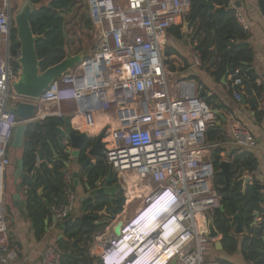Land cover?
Returning <instances> with one entry per match:
<instances>
[{"label":"built area","instance_id":"built-area-1","mask_svg":"<svg viewBox=\"0 0 264 264\" xmlns=\"http://www.w3.org/2000/svg\"><path fill=\"white\" fill-rule=\"evenodd\" d=\"M87 3L95 48L75 69L56 79L40 99L31 100L12 92L11 81L21 71L15 60L22 53L20 48L13 49L14 0H0V264H24L11 243L5 208V175L11 165L8 148L20 123L12 108L21 101L53 105L58 107L56 115L63 116L61 103L65 100L75 101L77 113H112L116 122V127L106 130L104 135L102 159L118 180L123 179L126 192L134 198L143 196L141 210L123 222L122 231L140 232L142 225L134 222L136 217L169 189L178 198L170 214L180 219L179 230L167 242L176 247L171 264H217L211 258L214 247L209 231L202 229L199 219L200 214L222 207V196L214 185V159L206 146L214 112L199 97L196 81L178 78L170 68L161 39L178 19L190 12L192 2ZM235 18L248 30L249 23L241 10H235ZM194 59L197 65L202 64L198 51ZM228 77L229 90L241 101L245 73L236 68ZM261 107L263 110L264 104ZM231 136L240 150L258 147L252 131L239 121L232 125ZM73 184L72 174L65 172L62 199L52 208L54 226L76 214L78 195ZM110 240V235H101L98 244L91 246L104 252ZM151 241L162 240L158 237ZM150 252L155 258V251ZM41 263L62 264V251L48 245L41 254Z\"/></svg>","mask_w":264,"mask_h":264},{"label":"trees","instance_id":"trees-1","mask_svg":"<svg viewBox=\"0 0 264 264\" xmlns=\"http://www.w3.org/2000/svg\"><path fill=\"white\" fill-rule=\"evenodd\" d=\"M33 3L43 5L36 9L30 18V23L34 34L39 38L36 41V51L38 58L42 61V70L60 62L66 56L65 45L69 42V31L67 25L69 20L67 14L73 9L76 0H32ZM190 12L186 15L187 21L192 28V40L196 42V50L202 58V66L216 80L220 81L233 72L234 69L240 68L246 75V81H249L251 87L257 94H261V87L256 83L257 74L253 69L254 50L249 42V32L237 22L235 18V9L230 7V0H191ZM201 2H213L216 5L223 6L226 10L218 14L216 12L204 11L205 7L200 5ZM258 5L264 15V0H258ZM87 24L91 25L88 17ZM66 30V36L64 35ZM180 33V26L177 31ZM14 44L13 49H19L20 43L17 40L16 29L13 28ZM81 50V49H80ZM170 51L166 50L169 54ZM248 100H252L248 97ZM257 103V99L254 98ZM263 112L257 111L256 117H262ZM62 117L49 116L44 120L43 133L32 126L26 135L23 156L24 163L30 165L37 161L39 150L42 152L49 148L52 143L58 147L57 127L63 125ZM224 138L219 127H209L207 139L221 141ZM40 149V150H41ZM223 148L220 146L214 150L213 158L218 164L221 159ZM59 158L52 157V167L47 163H42L36 167L38 181L36 187H43L45 194L43 198L50 204L56 198H61V188L64 179V161L68 155L64 151L59 152ZM232 168L236 170L233 176L230 188L219 191L222 196V207L213 213L214 224L222 235V243L225 249L230 252L237 251L239 246L241 252L250 261L256 264H264V185L257 179H253L244 187L243 180L240 177L245 173H253L258 167V159L252 151L235 149L231 152ZM109 166L102 159L97 166L87 167L90 174L89 183L95 184L99 175H104ZM216 185H224L225 181L222 176H216ZM121 210V205L115 209V212ZM30 219L32 221L37 238L45 234V218L49 215L47 206L41 202H32L28 205ZM258 213V215H256ZM239 214L246 234L243 236L241 244L231 234L235 227L236 221L233 217ZM85 226V225H84ZM86 234V239H90L89 231L82 229H72L65 233L62 239L58 240V245L62 250V264H77L68 255L72 240ZM86 260L82 264H86ZM81 264V263H80ZM229 264V263H222Z\"/></svg>","mask_w":264,"mask_h":264},{"label":"crops","instance_id":"crops-1","mask_svg":"<svg viewBox=\"0 0 264 264\" xmlns=\"http://www.w3.org/2000/svg\"><path fill=\"white\" fill-rule=\"evenodd\" d=\"M21 2L22 0H14V7L16 8ZM216 7L219 6L216 5ZM230 7L235 10H241L249 23L247 31L249 32V42L254 50L253 69L257 74L256 83L261 87L260 95L252 89L254 91L253 97L257 99V110L255 112L251 109L252 100H248L247 104L243 105L242 101H237L233 97V94L228 87L229 77H227L226 82H223V80L218 81L206 71L202 64L197 65L195 63L194 55L197 50L196 42L193 41L191 37L193 29L189 28V31L185 32L184 17L178 19L171 28L163 33L161 39L165 53L166 50L170 51L169 54L166 53L168 64L172 70L177 72L178 78L183 77L195 80L198 84L199 97L205 101L210 109H217L219 110L220 115L227 117V121H224L219 114L214 113V119L210 127H219L224 138L221 139V141L207 139L206 146L208 153L210 150H213L214 153L216 147L220 146L223 148V151L221 152L222 159H229L232 161L231 152L240 148L234 143L233 137L231 136V128L235 121H239L242 125L248 127L252 131L258 144V147L255 149H248L257 157L258 167L253 173H244L245 177H248L247 183H251L255 178L264 185V109L262 110L261 107L262 104H264V15L258 5V0H230ZM69 25L70 22L67 25V29ZM178 26H180V36L177 34ZM67 45L72 53H76L80 50L79 48L77 51H72L69 43ZM244 97L247 99L250 97L247 96V85L245 87ZM43 106L45 109L44 111L39 112L36 120H40L44 115L71 117L72 129L78 133H87L91 138H96L101 133H104L105 135L106 130L110 131L116 127V122L111 117L112 113H105L102 111L89 114L77 113L74 111L76 103L73 100H65L61 103V110L64 113L63 116L56 115L58 107L53 105ZM257 111L263 112L260 119L256 117ZM25 139L26 137L24 138L23 145L16 148V156L14 159L23 156ZM105 140L106 137H103L101 142L104 143ZM63 143L65 145H70L68 139H64ZM38 149H41V147ZM61 150L59 144L58 147H55L52 143H50L49 148L45 150V154L41 149V154H38L37 157L36 167L42 163H47L49 167H52L51 158H57V155L60 157L61 154L59 152ZM50 154L52 157L49 156ZM211 156L213 158V154ZM72 160L73 157L68 155L66 161H69L70 163L68 168L65 167V169L68 170H64L71 174L74 171H81L82 173V181L80 179V183L75 191L78 195L76 214L81 215L82 212L80 209L83 206L82 199L88 197L91 192L85 187V184L88 183L85 173L82 172L80 165H73ZM36 167L34 173H36ZM11 168L12 165L7 168V171L11 174L12 170L15 181V168ZM131 179H135L133 175H131ZM119 182L122 184L124 191L118 192L113 202H111L109 198H104L100 204V208L92 212L95 216H98V218L92 220V225L86 224L84 226V230L89 231L91 235L90 239H86L87 235L83 233V235L78 237V246L71 244V247L68 250V255H71V257L74 260H77V262L80 261L77 264H82L85 260L87 261L86 264H99L100 250L99 248L94 249V247L91 246L92 243L97 245L101 235H110V237L115 235V226L118 221L121 219L126 221L141 210L143 196L139 198L132 197L130 194L131 192L125 191L126 185L125 182H123V179H119ZM40 189H42V187H37L33 194H35V197L40 202H43L46 205V199L43 198L45 191L43 190V194L41 195L39 193ZM15 191L16 188L14 189L13 194ZM24 198L25 196H23V199ZM61 199L62 197L56 198L54 202H52L51 208L46 205L49 210V215L44 220L45 234L39 239L36 236V232L30 219V212L28 211V217L23 216L22 213L14 207L13 195L11 196L10 201L6 203L5 208L7 221L9 222L11 243L19 251L20 262H23L24 264H42L41 254L48 245H54L60 249L58 240L60 239V234H63V231H61L58 226H54L52 208L57 205ZM120 205L121 210L115 212V209ZM105 206H107V213L102 214L101 211ZM213 213L214 211H207L199 215L203 230L209 231V222L214 221L212 216ZM246 233V228L244 229V233L237 234L234 232V228L231 232V234L238 240L239 244H241L243 236ZM220 238L222 239L221 234L218 239ZM212 246L214 247V245ZM93 250H95L94 253L92 252ZM211 258L214 259L217 264H251L252 262L243 255L240 246L238 250L234 252L228 251L224 246L221 250H216L214 248Z\"/></svg>","mask_w":264,"mask_h":264},{"label":"water","instance_id":"water-1","mask_svg":"<svg viewBox=\"0 0 264 264\" xmlns=\"http://www.w3.org/2000/svg\"><path fill=\"white\" fill-rule=\"evenodd\" d=\"M43 4H35L32 0H22V2L14 9L13 22L14 28L16 29L17 40L20 43V49L22 56L15 60L20 67L21 71L18 73L17 79L11 81L12 92L21 98H27L31 100L40 99L43 92L58 78H61L65 73L73 70L76 66L88 57L92 49L83 46L81 50L76 53H72L65 45L66 56L60 62L49 66L45 70H42V61L38 58L36 51V41L39 38L38 35L34 34L30 23L32 13L41 7ZM200 5L205 7L204 11L216 12L218 14L223 13L226 8L223 6L216 7L213 2H201ZM185 32L189 31V22L184 16ZM64 35L66 36V30L64 29ZM223 82H226L227 75L222 78ZM247 85V96L252 97L251 109L255 112L257 110V103L254 100V91L252 90L249 81H246ZM242 104H247V98L243 97L241 100ZM19 118L20 123L15 127L11 145L15 148H19L23 145L24 138L26 137L30 127L34 126L39 129L40 133H43L44 120L49 117L45 115L40 120L37 119V115L40 111H44L43 106L39 104L29 103L21 101L17 107L12 108ZM215 114H219V110L211 109ZM220 115V114H219ZM224 121H227V117L220 115ZM36 120V121H34ZM64 122L63 125L57 127L58 144L59 147L68 155L73 157L72 164L80 165L82 172L88 180L85 187L90 193L86 198L82 199L83 206L80 211L81 215L75 214L74 216L68 217L65 221L58 225L59 229L63 231L59 238H63L65 233L68 231L78 228L82 229L84 225H92V220L97 219L92 212L100 208V204L104 198H109L111 202L114 201L115 196L118 192H123L124 188L119 182L116 173L111 167L104 175H99L94 185L89 183L90 174L87 172V167L93 165L97 166L101 160L104 149V143L101 142L104 137V133H101L96 138H91L87 133H78L71 127V117H62ZM64 139H68L70 145L63 143ZM41 154V150L37 151ZM57 158L58 155L56 156ZM66 168L69 166V161L63 160ZM216 168V176H222L224 178V185H217L218 191L227 190L230 188L231 180L236 175V170L232 168V163L229 159H222L218 164L214 160ZM16 170H15V188L16 191L13 194L14 207L22 213L23 216L28 217V205L31 202L41 203L35 197V191L37 189L38 175L34 173L36 162L26 165L22 157L16 159ZM68 170V169H65ZM64 170V172H65ZM74 178L73 190L76 191V187L82 181L81 171H74L72 173ZM240 179L243 180L244 187L247 185L248 177L243 174ZM44 188L40 189V194H43ZM23 196L25 198L23 199ZM46 205L51 208V204L46 200ZM223 211L224 208L221 207ZM102 214L107 213V206H105ZM258 215V213H256ZM233 219L236 221L234 232L244 233V225L239 214H236ZM123 220L121 219L115 226V234L119 235L122 230ZM48 223V220H47ZM208 237L212 245L216 250L223 249V243L220 237V232L216 228L214 221L209 222V233ZM79 238L72 240V244L78 246ZM71 256V255H70Z\"/></svg>","mask_w":264,"mask_h":264},{"label":"clouds","instance_id":"clouds-1","mask_svg":"<svg viewBox=\"0 0 264 264\" xmlns=\"http://www.w3.org/2000/svg\"><path fill=\"white\" fill-rule=\"evenodd\" d=\"M177 201L178 198L173 192L166 190L134 220L137 223L144 221L140 232L121 230L119 235L111 236L104 252L99 254V264L173 263L176 247H171L167 242L179 230L180 219L170 214ZM158 237L161 238V242L151 241ZM152 250L155 251V258L150 252Z\"/></svg>","mask_w":264,"mask_h":264},{"label":"rangeland","instance_id":"rangeland-1","mask_svg":"<svg viewBox=\"0 0 264 264\" xmlns=\"http://www.w3.org/2000/svg\"><path fill=\"white\" fill-rule=\"evenodd\" d=\"M66 16H67L66 18L70 21V25L68 26L67 30L69 31L68 43L72 51H77L79 48L82 49L83 46L85 45L86 47L93 50L96 46V39L94 37L92 26L91 25L89 26L87 24V19L89 17V8H88L87 0H76L73 9ZM209 154L210 155L214 154L213 150H210ZM8 155L11 158L12 168H15L16 170L17 167L16 159H14L16 156V148L13 147L11 144L9 145L8 148ZM215 180H216V174L214 176V185L217 186ZM14 182L15 181L13 178L12 170H11V174H9L7 171L5 175V184H6L5 205L7 202L10 201L11 196L13 195L15 189Z\"/></svg>","mask_w":264,"mask_h":264},{"label":"bare ground","instance_id":"bare-ground-1","mask_svg":"<svg viewBox=\"0 0 264 264\" xmlns=\"http://www.w3.org/2000/svg\"><path fill=\"white\" fill-rule=\"evenodd\" d=\"M129 218H130V217H129ZM143 223H144V221H141L139 224H141V225H142Z\"/></svg>","mask_w":264,"mask_h":264},{"label":"flooded vegetation","instance_id":"flooded-vegetation-1","mask_svg":"<svg viewBox=\"0 0 264 264\" xmlns=\"http://www.w3.org/2000/svg\"><path fill=\"white\" fill-rule=\"evenodd\" d=\"M107 164V163H106ZM11 165H12V163H11Z\"/></svg>","mask_w":264,"mask_h":264}]
</instances>
